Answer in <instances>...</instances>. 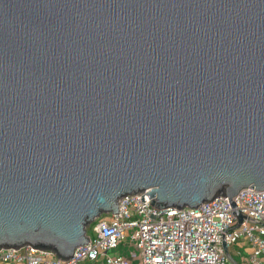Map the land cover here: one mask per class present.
<instances>
[{
	"label": "water",
	"instance_id": "obj_1",
	"mask_svg": "<svg viewBox=\"0 0 264 264\" xmlns=\"http://www.w3.org/2000/svg\"><path fill=\"white\" fill-rule=\"evenodd\" d=\"M264 190V0H0V248ZM142 195L141 201H145Z\"/></svg>",
	"mask_w": 264,
	"mask_h": 264
},
{
	"label": "built area",
	"instance_id": "obj_2",
	"mask_svg": "<svg viewBox=\"0 0 264 264\" xmlns=\"http://www.w3.org/2000/svg\"><path fill=\"white\" fill-rule=\"evenodd\" d=\"M146 192L119 198L118 214L96 217L87 227L90 242L66 261L23 246L0 248V264H264V190L247 187L233 198L241 223L228 197L156 210Z\"/></svg>",
	"mask_w": 264,
	"mask_h": 264
},
{
	"label": "rangeland",
	"instance_id": "obj_3",
	"mask_svg": "<svg viewBox=\"0 0 264 264\" xmlns=\"http://www.w3.org/2000/svg\"><path fill=\"white\" fill-rule=\"evenodd\" d=\"M235 259L240 262V256L234 255Z\"/></svg>",
	"mask_w": 264,
	"mask_h": 264
}]
</instances>
